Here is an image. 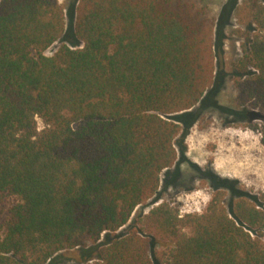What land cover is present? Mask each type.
<instances>
[{
	"label": "trees",
	"instance_id": "obj_1",
	"mask_svg": "<svg viewBox=\"0 0 264 264\" xmlns=\"http://www.w3.org/2000/svg\"><path fill=\"white\" fill-rule=\"evenodd\" d=\"M236 15L251 32L235 83L260 111L253 120L264 117V0H242ZM64 30L58 0H0V264H54L74 249L94 264H264V193L226 204L218 191L182 216L160 203L100 241L159 200L162 173L184 152L195 121L183 113L215 73L206 6L78 0L79 44L46 55Z\"/></svg>",
	"mask_w": 264,
	"mask_h": 264
},
{
	"label": "rangeland",
	"instance_id": "obj_2",
	"mask_svg": "<svg viewBox=\"0 0 264 264\" xmlns=\"http://www.w3.org/2000/svg\"><path fill=\"white\" fill-rule=\"evenodd\" d=\"M206 6L214 23L215 73L204 97L191 113H183L185 120L195 121L183 141L184 152H178L176 163L161 175L155 198L137 207L133 219L115 233L100 239L120 237L138 228L143 216L151 208L168 204L179 216L200 214L215 192L224 194L227 204L239 194L257 196L264 193V146L260 138L264 132V117L249 120L248 112L260 114L258 109L239 102L236 87L238 61L244 55L251 32L240 23L236 7L242 0H199ZM65 13L62 38L45 51L51 55L62 44L78 45L74 39L73 22L78 0H58ZM254 71L253 69H249ZM242 115L241 117H236ZM263 115V113H261ZM177 116V115H176ZM37 126L42 127L39 119ZM264 240V228L262 231ZM168 248L156 245L157 255L166 257ZM84 250L61 251L54 264H94L86 260Z\"/></svg>",
	"mask_w": 264,
	"mask_h": 264
}]
</instances>
